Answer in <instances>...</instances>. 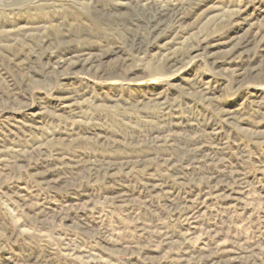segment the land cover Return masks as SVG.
<instances>
[{"label": "rangeland", "instance_id": "rangeland-1", "mask_svg": "<svg viewBox=\"0 0 264 264\" xmlns=\"http://www.w3.org/2000/svg\"><path fill=\"white\" fill-rule=\"evenodd\" d=\"M0 264H264V0H0Z\"/></svg>", "mask_w": 264, "mask_h": 264}, {"label": "water", "instance_id": "water-1", "mask_svg": "<svg viewBox=\"0 0 264 264\" xmlns=\"http://www.w3.org/2000/svg\"><path fill=\"white\" fill-rule=\"evenodd\" d=\"M122 80H132V79L131 78H124V79L122 78Z\"/></svg>", "mask_w": 264, "mask_h": 264}, {"label": "bare ground", "instance_id": "bare-ground-1", "mask_svg": "<svg viewBox=\"0 0 264 264\" xmlns=\"http://www.w3.org/2000/svg\"><path fill=\"white\" fill-rule=\"evenodd\" d=\"M156 25H157V23H156ZM156 27V26H155ZM136 28V27H135ZM130 33V32H129ZM127 36V35H126ZM126 40V39H125ZM139 43V42H138ZM128 44V43H127ZM129 47V46H128ZM73 59V58H72ZM86 59V58H85ZM87 60V59H86ZM93 63V62H92ZM86 64V63H85ZM85 66V65H84ZM83 69V68H82Z\"/></svg>", "mask_w": 264, "mask_h": 264}, {"label": "trees", "instance_id": "trees-1", "mask_svg": "<svg viewBox=\"0 0 264 264\" xmlns=\"http://www.w3.org/2000/svg\"><path fill=\"white\" fill-rule=\"evenodd\" d=\"M137 70H139V69L137 68Z\"/></svg>", "mask_w": 264, "mask_h": 264}]
</instances>
